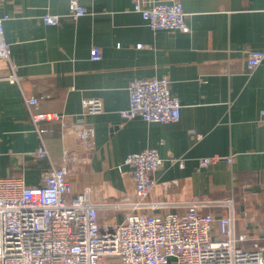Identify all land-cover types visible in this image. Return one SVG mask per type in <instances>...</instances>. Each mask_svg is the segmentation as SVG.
I'll use <instances>...</instances> for the list:
<instances>
[{
  "label": "crops",
  "instance_id": "1",
  "mask_svg": "<svg viewBox=\"0 0 264 264\" xmlns=\"http://www.w3.org/2000/svg\"><path fill=\"white\" fill-rule=\"evenodd\" d=\"M180 1L188 31L153 30L132 0H81L86 12L76 19L69 0H0L11 45V60L0 59V176L41 186L46 169L63 166L64 153L79 150L81 160L68 174L72 194L89 188L101 206L100 222H122L131 208L113 205L136 199L125 159L156 148L163 163L151 175L155 185L146 201L158 205L141 211L183 212L198 199L218 217L230 208L210 202L233 198L236 235H248L238 243L264 246V60L252 70L247 62L250 51H264V0ZM46 14L61 15L60 23L46 24ZM94 46L100 60L91 58ZM161 77L181 101L180 119L124 118L129 83ZM28 97L39 99L34 112L53 118L35 123ZM93 98L103 109L85 112L83 99ZM78 125L92 127V151L80 150L72 133ZM37 126L46 130L50 157L36 155ZM212 155L222 159L200 167Z\"/></svg>",
  "mask_w": 264,
  "mask_h": 264
},
{
  "label": "built area",
  "instance_id": "2",
  "mask_svg": "<svg viewBox=\"0 0 264 264\" xmlns=\"http://www.w3.org/2000/svg\"><path fill=\"white\" fill-rule=\"evenodd\" d=\"M153 30L179 29L188 31L186 13L180 0H162L146 6L143 0H132ZM73 19L85 14L81 0H69ZM0 16V59L11 60V45L5 37L4 21ZM62 16L46 14V24L60 23ZM91 58L100 60L102 50L91 49ZM264 60V51L248 54L250 70ZM16 73L10 77L17 80ZM129 106L121 111L124 118L142 117L148 122H174L181 117L182 104L171 91L168 77L134 79L129 83ZM35 123L53 118L37 113L33 107L38 97L25 98ZM85 112L103 109L100 99H83ZM264 122V109L260 111ZM68 129L69 126L63 123ZM80 150L93 147L92 127L75 126ZM42 143L36 150L39 158L50 157L45 129L37 126ZM74 134V133H73ZM222 157H202L200 167H207ZM81 160L80 151L64 153L61 167L51 165L42 173L44 185L28 186L22 177L0 176V264H264V246L254 242L245 247L247 233L236 235V216L233 198L210 204L227 206V215L216 217L204 212L207 201L192 199L183 212L168 211L154 214L141 211L150 205L146 198L154 188L152 173L163 159L156 148L129 153L125 159L134 174L133 201L114 204L117 209L131 208L122 222L109 220L101 223L100 205L92 202L90 189L72 194L68 174ZM227 160L232 161L231 157ZM75 163V164H74ZM184 165L183 162L180 163ZM134 211V212H133Z\"/></svg>",
  "mask_w": 264,
  "mask_h": 264
},
{
  "label": "water",
  "instance_id": "3",
  "mask_svg": "<svg viewBox=\"0 0 264 264\" xmlns=\"http://www.w3.org/2000/svg\"><path fill=\"white\" fill-rule=\"evenodd\" d=\"M77 130H78V127H76V129H74V134H77ZM92 148H90L89 150H91ZM92 151V150H91Z\"/></svg>",
  "mask_w": 264,
  "mask_h": 264
}]
</instances>
